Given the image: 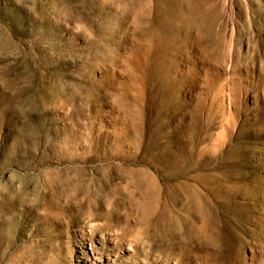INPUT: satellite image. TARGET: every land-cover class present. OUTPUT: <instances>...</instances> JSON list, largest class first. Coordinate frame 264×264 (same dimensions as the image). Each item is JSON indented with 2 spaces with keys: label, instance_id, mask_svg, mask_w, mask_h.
Listing matches in <instances>:
<instances>
[{
  "label": "rangeland",
  "instance_id": "374dc122",
  "mask_svg": "<svg viewBox=\"0 0 264 264\" xmlns=\"http://www.w3.org/2000/svg\"><path fill=\"white\" fill-rule=\"evenodd\" d=\"M0 264H264V0H0Z\"/></svg>",
  "mask_w": 264,
  "mask_h": 264
},
{
  "label": "bare ground",
  "instance_id": "6f19581e",
  "mask_svg": "<svg viewBox=\"0 0 264 264\" xmlns=\"http://www.w3.org/2000/svg\"><path fill=\"white\" fill-rule=\"evenodd\" d=\"M92 244H94V243H93V241L90 240V241L88 242V245H89L90 248L92 247Z\"/></svg>",
  "mask_w": 264,
  "mask_h": 264
}]
</instances>
